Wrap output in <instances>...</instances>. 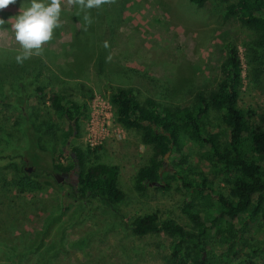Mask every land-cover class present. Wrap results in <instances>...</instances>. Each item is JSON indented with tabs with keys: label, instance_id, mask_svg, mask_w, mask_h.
<instances>
[{
	"label": "rangeland",
	"instance_id": "obj_1",
	"mask_svg": "<svg viewBox=\"0 0 264 264\" xmlns=\"http://www.w3.org/2000/svg\"><path fill=\"white\" fill-rule=\"evenodd\" d=\"M103 5L100 10L88 9V19L91 14L97 17L87 21L74 3L61 0V26L53 30L51 40L42 43L39 54L32 50L25 59L34 80L24 82L28 77L24 74L21 82L30 96L17 108L0 103V132L10 133L6 141L0 139V146L6 145L2 153L12 158L0 161V264H35L37 256H44L46 264H168L171 237L164 233L136 236L131 222L136 215L156 212L161 219L172 218L190 228L181 211L184 197L173 179L168 188L152 185L142 193L134 189L133 177L151 150L135 130L115 121L108 100L111 89L128 87L141 102L151 98L164 106L185 107L195 93L206 95L222 80L223 43L232 41L242 68L237 105L264 111V80L250 78L244 49L252 32L236 17L225 15L219 1L207 0L197 7L185 0H135L126 4L120 19L110 3ZM19 9L9 4L0 10V19L8 21ZM10 23L0 26V53L21 50ZM75 36L85 42L82 47ZM100 53H105L102 64ZM8 65L0 64V96L6 87L15 88L18 83L9 80ZM35 82L45 86L46 96L35 92ZM80 83L92 93L86 100L88 116L80 121L78 135L75 132L68 139V155L59 160L63 165L70 163L73 146L83 150L100 146L87 161L118 165L125 199L117 212L94 198L75 195L73 200L72 173L65 177L45 172L51 171L49 157L41 149L51 148L56 154L59 144L38 135L33 125L54 118L48 108L50 92L80 100ZM206 119L217 124L213 112ZM20 160L27 162L23 167L30 168V173L40 175L37 188L15 187L14 165ZM45 177L52 185L43 183ZM46 224L48 231L42 234ZM36 236V248L29 249Z\"/></svg>",
	"mask_w": 264,
	"mask_h": 264
},
{
	"label": "trees",
	"instance_id": "obj_2",
	"mask_svg": "<svg viewBox=\"0 0 264 264\" xmlns=\"http://www.w3.org/2000/svg\"><path fill=\"white\" fill-rule=\"evenodd\" d=\"M131 1L135 2L106 0L98 8L110 3L120 19ZM185 1L199 7L207 0ZM217 1L224 5L225 15L236 17L252 32V37L244 43L250 78L264 80V0ZM15 4L24 6L22 0ZM77 11L82 16L88 14V9L77 8ZM94 16L97 14H91L87 21L94 20ZM86 38L87 34L82 39ZM76 39L82 47L85 42L78 36ZM223 47L226 58L220 66L222 80L206 95L195 93L185 107L164 106L151 98L141 102L128 87H115L109 93L115 121L125 129L135 130L140 142L151 150L147 162L133 177L134 189L142 193L152 185L168 188L173 179L183 194L181 211L189 220L190 228L172 218L161 219L156 212L136 215L131 222V231L136 236L164 233L171 237L170 253L166 257L168 264H264V111L238 107L242 70L238 49L232 41L224 42ZM20 53L21 50L0 53V64H9L11 71L6 72L9 80L20 83L15 88L6 87V93L1 92L0 103L12 104L15 108L30 96L26 95L24 82L33 83L34 80L30 76L29 62L16 60ZM104 54L98 55L100 64L105 60ZM4 55L12 58L5 56L3 59ZM24 74L28 77L22 83ZM44 88L34 83L33 89L39 96H46ZM78 92L80 100L61 92H50L48 108L54 118L42 119L38 126L33 125L38 135H45L59 144L56 154L54 149H41L49 157L51 171L45 172L47 176L73 174L74 166L78 165L75 184L71 183V198L75 200V195L77 199L94 198L117 212V206L125 199V192L119 185L118 165L87 161L100 146L85 150L73 146L74 156H68L71 162L63 165L59 160L67 154L68 139L75 132L78 135L80 121L88 116L86 100L92 95L91 90L80 83ZM211 112L217 124L206 121ZM0 133V139L9 138L7 130ZM2 146L0 161L9 157L2 153L6 145ZM166 153L168 166L164 162ZM26 163L20 160L14 165L17 179L13 183L22 190L35 189L40 175L28 172L23 167ZM43 183L52 185L47 177ZM47 231L46 224L41 232ZM37 238L31 241L29 249L35 247ZM37 257L35 264L47 263L44 256Z\"/></svg>",
	"mask_w": 264,
	"mask_h": 264
},
{
	"label": "clouds",
	"instance_id": "obj_3",
	"mask_svg": "<svg viewBox=\"0 0 264 264\" xmlns=\"http://www.w3.org/2000/svg\"><path fill=\"white\" fill-rule=\"evenodd\" d=\"M17 0H0V10ZM106 0H70L79 9L99 7ZM24 6L19 9V14L10 17L8 21L0 19V26L9 21L15 41L18 42L21 53L16 56L22 62L33 54L42 51V43L52 39L53 30L61 26V0H22ZM87 20L88 17L85 16Z\"/></svg>",
	"mask_w": 264,
	"mask_h": 264
},
{
	"label": "flooded vegetation",
	"instance_id": "obj_4",
	"mask_svg": "<svg viewBox=\"0 0 264 264\" xmlns=\"http://www.w3.org/2000/svg\"><path fill=\"white\" fill-rule=\"evenodd\" d=\"M70 154H71L72 156H74L72 152H71ZM74 161H76V158H75ZM75 163H76V162H75ZM78 169H79L78 165H75V166H74V172H73L72 177H71V183H74V184H75V178H76L75 173H77ZM62 175L65 176V177H66V175L68 176V174H62Z\"/></svg>",
	"mask_w": 264,
	"mask_h": 264
},
{
	"label": "water",
	"instance_id": "obj_5",
	"mask_svg": "<svg viewBox=\"0 0 264 264\" xmlns=\"http://www.w3.org/2000/svg\"><path fill=\"white\" fill-rule=\"evenodd\" d=\"M167 156H168V153L165 154L164 162L167 161ZM26 170L29 172L30 171V168H27Z\"/></svg>",
	"mask_w": 264,
	"mask_h": 264
}]
</instances>
